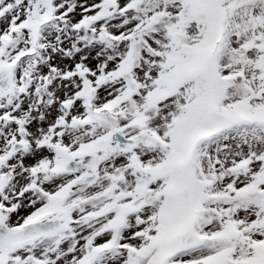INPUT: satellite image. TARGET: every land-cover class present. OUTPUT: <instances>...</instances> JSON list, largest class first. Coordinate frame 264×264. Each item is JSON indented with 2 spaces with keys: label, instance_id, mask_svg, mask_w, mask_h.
<instances>
[{
  "label": "snow or ice",
  "instance_id": "obj_1",
  "mask_svg": "<svg viewBox=\"0 0 264 264\" xmlns=\"http://www.w3.org/2000/svg\"><path fill=\"white\" fill-rule=\"evenodd\" d=\"M0 264H264V0H0Z\"/></svg>",
  "mask_w": 264,
  "mask_h": 264
}]
</instances>
